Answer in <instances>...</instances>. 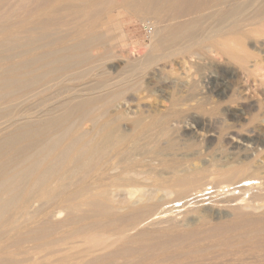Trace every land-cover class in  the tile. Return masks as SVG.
<instances>
[{"label":"bare ground","instance_id":"1","mask_svg":"<svg viewBox=\"0 0 264 264\" xmlns=\"http://www.w3.org/2000/svg\"><path fill=\"white\" fill-rule=\"evenodd\" d=\"M61 1H65V2L67 1L68 2L67 4L70 5L72 3L71 1L74 0H0V34L8 33L9 29H11L9 28L12 25L11 22L16 21V19L14 20L15 17H17L18 19L17 21H19V19L22 18L20 22L27 23V21L30 20L29 18L37 14L39 10L42 11L43 14L42 13L41 14L44 16L45 14H49L51 16L54 15V13L58 12V9H56L57 11L55 12L53 11L54 10L53 9L51 12L50 7L53 4H57L58 2ZM86 1L87 0H85V2ZM90 1L92 3L94 2V0L93 1L90 0ZM114 1L121 2L120 3L121 5H119L120 7L121 6L129 7V13L134 15L139 20L141 21L145 20L142 17L144 16L142 15L143 11L141 9L143 7L139 8L140 5L144 4L143 1L134 0L135 2H132L133 5L131 6L129 4L125 5L126 0H113V2ZM137 1L138 3L141 1L143 4H141L140 2L139 5ZM164 1L167 2L168 8H170L169 11H173L176 16H173L172 14L173 12H171L172 16L170 15L171 17L165 20L161 17V15H158L159 13L156 14V10L159 9L158 5H160V7H164V5H161L164 3ZM97 2L98 1L94 2L96 3L95 5L92 4L94 5V7H96V9L94 10H93L94 7L91 8L93 11L90 9L92 13L88 10L87 11L89 14H87V11L86 13L83 12L85 9L82 11L84 13L83 15L86 14L87 16L89 15L88 17L84 16V20L86 21V23L87 21H90V19L93 18L95 19L98 18L97 16H100L101 12L100 9H98V5H97L99 4V2L98 3ZM105 2L107 1H103V4ZM160 2L162 3L160 4ZM135 3H137L139 7L136 6L137 4ZM149 3L150 4L148 7L146 4H144L146 5V7H144L146 8L144 9V11H146V13L148 12L147 14H151L149 12L153 11L152 14H156L157 17L151 14L152 19H154L153 17H156L155 20L153 22L149 21L148 23H145L146 28L150 33L149 34L150 43L146 46L148 48L147 52H143L142 50H137L135 52L131 49L126 48L125 45L124 46L118 45L114 48H108L105 45L106 39H104L103 34L100 32L101 26L98 23H95L97 22V20H94V24L92 21L91 23L93 24L92 27L91 26L90 28L85 27L87 28V31L85 33L86 37L81 42L76 41L73 43H69L75 40L74 39L75 37L72 38L73 36H78V34L77 35L74 34L71 38L68 37L67 39H62L63 37H61V39H57L58 37L57 38L55 37L54 40L47 42H45V40H42V43H40L41 39H46L50 35L56 36L57 35L56 32H60L57 31L59 30L58 28L57 30H54L53 27L56 22L58 23L57 21L58 19L54 18L56 17V15L52 16L53 18L52 17L48 18L47 16H45L48 18L45 21L39 22L37 20L38 24L36 23L34 29H38L44 32L41 37H37V40L33 38L23 39V37L21 38L17 36L15 37V35L17 34L16 32L15 34L13 33L14 31H17L15 28L12 29L14 31L11 32L14 34L13 36L9 32V34L11 35L8 36L5 34L6 36H8L7 38L2 37L3 40H0V53L2 50H4L3 52L9 50L8 52L12 53V51L10 52L11 49L21 46L23 48L26 47V52L28 51L32 52L33 49H36L37 51L38 49L46 48L47 46L49 48V46H53V45L55 48L53 50L48 49L50 50L49 52L45 50L47 51V53L46 52L43 53L42 51V53H40L39 55L37 54V57H34V59H30L28 61L24 60L23 61L24 63L20 59L21 65L17 66L16 65L17 62H14L16 64H11V65H16V67L10 70L7 69L5 71L0 72V135H2L5 132L7 133L8 130L11 131L10 133L8 132V134L5 135L4 137L0 138V223H2L4 219L5 222L4 221L3 222L6 223L7 219L9 218L8 213H10L13 210L15 211V209L23 208V211L28 210V208L32 206L30 202L36 200V199L34 200V197L36 195L44 196L60 191L59 189H62L61 183L66 178L72 179L73 181L77 179L78 183L84 179L90 180V182L92 180L91 183L93 182L95 183L96 181H100L103 179L105 180L108 179L107 181L109 180L111 181V182L109 181L110 184L107 182L109 185L105 184L103 186V187L108 186L107 188L101 189V187L99 188L97 187V185H95V187H97L96 188L97 190H95V192H90V195L88 194L89 196H87V198L83 201V204L86 205L87 208L85 210L84 209L81 210L82 213L78 214L81 211L76 213L73 210V212L76 214L73 213L72 215V213H70L72 215L71 216L69 212L72 210L73 206L72 208L70 206L69 208L68 206L65 207L62 206L61 208L62 210H64V212H68V209L70 210L68 214L66 213L67 215L64 214L65 216H67L68 220H70L69 219L70 217L76 220L75 219L76 215H80V216L90 215L93 217H97L98 220L95 219L93 222L91 221V223L88 225L82 223L83 228H86L85 229L86 232L87 230L90 231V233L92 232V234L87 233L89 237L98 238L96 233L98 232V229L104 231V229L108 228L109 226H114L116 230H119V234H118L119 236L117 240L119 241L122 240L125 245H129V244L135 245L138 244L139 241L144 240L148 235L149 236L155 235L156 237L157 234H159L160 237H163L165 233H163L162 236H161L162 233L161 234L159 233V230L161 232L163 228L164 229L166 228L165 229L166 231L167 229L170 230L172 225H179L180 222H181L180 224L184 222V224H182L180 228H182V226H184V228L185 227L188 228L189 226L193 225V223H195L194 221L191 220H189L190 222L181 220L180 216H179L180 218L178 216L176 217L175 215L165 216L163 214L164 215L163 216L162 213H165L167 211L166 209H164L166 208L165 206L169 202L170 203L173 202V200H171L172 194H175L177 197L189 196L190 199L188 197L189 200L188 201L185 200L186 203L188 202L189 204L190 202L193 203L195 206L199 201L202 202L204 200V198L202 197L207 195L206 190L209 189L208 187L203 188L205 187L203 185L204 183H202L206 175L205 171L208 168L212 167L215 169L216 173L219 176V179L221 180L230 181L232 179L237 178L236 180H233V181H237V187H235V189L236 188L239 189L237 191L246 193L248 194V196L244 197L243 195V198L242 196L241 198L239 197L226 198L227 196L223 194L226 197L221 196L223 199L216 200V203L212 202L213 203V204L211 203L212 206H216L220 210H225V212L222 213L223 214L222 217L226 216V219L227 217H234L237 218L236 219L237 221L235 222L236 224L234 226H224L225 228L224 227L219 228L215 226L212 227L211 229H209L211 230V232L207 233L208 236L206 235V237H209L210 233L212 234L214 233V231L217 232L219 229L220 231L221 230L227 231L230 228L233 230L234 228H238V227L240 228L247 225L250 227L254 226L252 228H256V230L252 231V233L254 234L251 233L252 235H254V237L252 238L250 237L251 239L255 240V238L258 239V237H261L260 240L262 241L263 239L264 241V172L263 170H261V168H259L262 167L264 169V90H263L264 86L262 87V90H259L256 87V85H253L254 88L253 89L251 88L252 90H248L247 89L248 87L246 88L245 86L242 87L241 89L240 87L243 85V83H241L242 85L239 87L241 90L239 89V92H236L237 94L229 93L227 88H223V87L219 88L218 85L222 83L218 82L217 81L218 78L207 71L208 73L203 72V75H199L198 77L192 76L193 74L191 75L192 76L191 77L188 74L190 77L188 83L183 84L181 86L175 84L174 81L172 82L170 81L167 83L165 82L164 86H166V88L169 86L171 87L173 86L175 88L172 99L174 100V102L171 101L172 103L168 106H164L163 104H161L160 103L161 100L160 102H158L156 100L158 99V97L156 99L153 97V100H150L151 98L149 97H152L151 96L152 94L150 95V93H152L153 91L152 92L151 90L150 92L149 90L147 91L148 86L152 84L153 81H155L153 80V77L156 75L155 72H159L165 75L169 74L172 72V69L174 67L173 65L178 63L183 65V67L184 66L189 67V69L190 67H197L203 69H207L210 67V68H216V70L217 68H220L219 70H221L222 74H225V76H232L234 72V69L231 70L228 68L229 65L237 66L238 69L241 68L245 69L250 65L253 68H255L259 63H262L261 62L262 58L260 59V57H262V55L264 54V41H262L260 37L264 38V0H149ZM31 5L36 6V8L34 7L35 11L33 10L29 11L31 9L30 8ZM88 5H86L87 8ZM6 7H9V10H7ZM99 7H101L100 4ZM131 7H133V9ZM211 8L217 9L213 15L210 14L212 13ZM124 9H126V7ZM165 9H164L165 14L162 13L164 14L162 16L165 15L168 16L166 14L167 10ZM208 10L209 12L210 11L211 12L208 13L207 14L208 16L206 17L205 13ZM157 12H160V9L159 11L157 10ZM37 15L39 16V13ZM85 17L88 20H86ZM10 18H13L12 19L13 21L10 22L8 20ZM81 18L83 19V17L79 16L80 20ZM179 18L180 19L182 18V20H179ZM8 21L11 23V25H9L10 23ZM207 21L210 22L208 23ZM3 23L5 24V26ZM7 23H9L8 24L9 26L7 25ZM24 23L22 24L23 26ZM97 24L100 26V28ZM147 24H149V26ZM13 25L16 26L15 22L13 23ZM25 29L22 30L24 31ZM30 30L33 31L32 26ZM194 30L196 32H194ZM23 31H21L22 34L25 32ZM27 31L29 30L27 29ZM81 31L83 30L81 29ZM21 32L19 33L21 34ZM38 32L35 31L34 33L37 34ZM79 36L80 39L82 34ZM36 41H39L38 43H40V45L38 44V46L34 45L35 47H32V45L35 43L37 45ZM28 47H32V48L29 49ZM93 49L100 50L99 60L102 61V64H104L105 71L106 69H111V70L119 69L120 71H122L119 77L117 78V80L108 81L102 85V86H111V89H108V91L105 93L106 95H104L103 97L99 98L98 100H94V97H90L84 101L74 102V103L66 100L60 103L56 107V109L54 107L55 111L53 112H60L57 116L54 117L47 116L45 119L48 120L46 121L40 120L35 125L26 124L24 123V121L27 122L28 120L33 119V117L40 118L37 115L38 113L37 114L35 113L36 115L34 116L33 112L32 113L17 112L16 110H12L11 108L12 103L10 104L11 106L7 104L8 100L14 96H22V97L26 96V98L27 97L30 98L34 96L37 91L49 85V78L52 75H55L60 72H71L72 70L75 69L78 70V68L84 65L88 66L91 63V61L87 57V55ZM16 50L17 52H15ZM16 50L13 49L14 51L13 53H19V50L18 49ZM30 52L28 53L29 55ZM33 52H35V50ZM23 53L25 54V52ZM24 54L23 55L20 54V55L26 57L27 54H25L26 56ZM16 55L18 57V54ZM169 55H176L175 60H171L168 65L160 64L161 68L159 67L157 68L159 61L165 58L169 59L168 57H172ZM5 58L7 59V57ZM111 60L112 61L114 60L115 63L106 66L108 62H110ZM2 64L3 63H1V65ZM1 65L0 68L2 70L5 69L2 68L3 65L2 66ZM129 65H132V69H130L131 73L133 72L135 74V75L131 74V76L132 77L135 76L136 78L130 77L133 80V83L130 86H126V82L129 76L126 74L125 69ZM260 67L258 69H260ZM93 69L94 68L92 69L90 68V70ZM37 70H40L39 71L40 73L37 74L35 72ZM213 71H211V73ZM141 76H143L147 80V82L145 80L142 83V85L144 83L145 84L147 83L146 88L142 87L143 89H145L144 91H146L145 95H140L137 89L138 84H141L140 79H138ZM161 77L162 76H160V78ZM238 78L239 77H237V79ZM210 83H214L212 87L208 86L210 85ZM164 86L163 88L165 89ZM48 87L51 86L49 85ZM163 88H160L161 91L158 92L159 93L164 92L165 90L162 91ZM87 93L88 96H90L89 92ZM223 98L226 100H222ZM95 101L98 104L100 103L99 104L100 110L98 112H96L93 109V103ZM190 101H193L194 103L191 104ZM204 104L208 105L209 107L204 108ZM192 109L198 110V112L201 114L218 113L223 115L224 117H240V118L242 117L245 118L246 114L249 115V112L253 111L252 118L254 117L256 122L253 125V127L247 129L246 134H241L239 132L232 131L224 135L218 136L217 139H220L221 141H227L228 144L230 145L229 146L230 148L235 149L237 151H241L244 154V155L242 154V156H245V158H247L246 156L248 155L252 157V155L258 154V156L262 155V157L260 156L262 159H259V161H255L256 163L255 165L236 166L233 165L231 162L217 163L216 162L217 159L216 160L210 159L213 156L211 155V153H210L211 156L208 155L210 156V158L207 156L208 157L207 159L204 157L200 158L199 154L197 153L198 151L195 150L194 151L192 150L190 154H185L186 151L184 153L176 152L180 149L181 150L191 149L192 147L190 142L185 143L186 140H181V138L174 137L178 133L184 136L188 133H194L196 138L199 140L207 139V135L206 136L203 135L202 132L198 130V128L196 131L197 132L199 131L200 133L199 132L197 133L195 131L197 126L195 127V129H193L192 125L188 123H184V121L182 120L183 117H191V119L192 117H201V116H197L198 114L195 112H193L194 113L193 114ZM147 135L150 136V138L148 139L149 141L148 142L146 141L147 143L145 142L141 144L139 141L143 140ZM211 138L212 135L210 139L209 138L208 139L211 141ZM140 145L141 146L143 145V148L145 145V147L147 146V148L144 149V151L141 150L142 152L139 151L136 152V149L138 147L141 148ZM259 145H261L262 148H260ZM225 156L224 159L226 158ZM229 156H231V154ZM117 159L119 160V162L117 161V163H115L114 160ZM135 162L143 164V165L139 164L141 169H139V166L137 167V169L136 167L135 168L128 167L129 163L133 164ZM120 163H125L124 168L123 167L120 168L119 166ZM258 169L261 170L260 171L261 173L259 172ZM208 180H212V179H208ZM69 184L70 183H68L67 185L69 186ZM67 185H65V187H68ZM145 185H148V187L147 186L145 187ZM200 186L203 187L200 189L199 188ZM55 188L57 189L59 188V189L57 191H54ZM230 188H228V190ZM226 189L227 188H224V190L222 191H224L225 193ZM66 190L64 188L63 190H61V192ZM77 190H79V188ZM75 193L81 194V192H77V191H75ZM214 193L215 192H213V194ZM236 194L238 193L236 192ZM44 198H46V196ZM74 199L76 198L74 197ZM210 199L212 201V198ZM67 200H71V199H67ZM40 202L37 204H40ZM165 203L167 204L164 205V208L162 209L161 213H159L158 216L156 215L154 217L153 215L152 217V212L155 210V208L161 205L163 206V204ZM205 203L207 204L208 202ZM205 203L203 209L205 208ZM50 204L51 201L49 203V206L52 205ZM176 204L178 205V203ZM198 204L201 206L200 203ZM186 205L187 204H185V206ZM194 205H192V207L184 208V209H187L189 213L190 211L196 212ZM40 207L44 209V205L33 208L39 210ZM173 207L174 206L172 204V206H170V209H172V211H173ZM51 208L53 209V206ZM77 208L79 209V207ZM77 208L75 207L74 209ZM46 209L48 210L49 208ZM170 209L169 211H171ZM47 210H44V212L47 213L48 212ZM31 211L28 214L34 213V211L33 212ZM41 212H43V210ZM57 212L59 215V212L61 213L62 211L57 210ZM219 212L217 211V213ZM53 213H51L46 220L44 219L45 221L44 220L42 222L39 221L35 225V227L33 228L31 227L32 229L30 230H33V233L31 231L30 232L32 234H34L37 231L40 232L33 236L29 235V237L31 236V238H33L36 236L42 238L43 236L46 237L47 235H50L52 232H55V230H58L59 228L57 229V227L61 222L55 219ZM166 213L168 214V212ZM218 217L219 215L215 218ZM44 218H46V216H44ZM26 219L27 217L25 215L24 220L27 221ZM49 219L51 221H48ZM67 219L66 221H68ZM28 220H29V216H28ZM4 223L2 225H5ZM7 223L9 222L7 221ZM44 223H46V225H43ZM128 226H131V228H128ZM227 227H229V229ZM19 228L22 229V226ZM90 228L92 229V231L90 230ZM174 228L175 227H173L172 229ZM96 229L97 231L94 232ZM175 229L178 228L176 227ZM247 229L249 228L247 227ZM85 230L82 231L84 232ZM106 230L108 231L109 229ZM131 230L133 232L129 233ZM10 231L11 230L9 231L6 230L7 233H9ZM1 232H3V230ZM26 232L30 234L28 231ZM188 232L190 233V231ZM75 233L78 234V231ZM108 233H106L105 235L107 236ZM193 234L195 237V235L198 234V232L192 233V236ZM245 234L246 235H243L242 237L246 238V236H248L247 232H245ZM4 235L6 234L4 233ZM27 235L25 233V236ZM182 235L183 236L186 235V236L182 237ZM182 235L177 236V237H182L181 239L180 238L179 239L175 238V239H178V241L180 240L181 244H185V243L188 244L189 238L191 237V233L189 234V236H187L188 235L187 232ZM150 237L148 238L149 241L151 240V238L155 240V237L154 238L153 237L150 238ZM100 238H104V237L101 236ZM1 239L2 238H0V240ZM109 239H111V237ZM198 239L199 236L197 237L196 240L195 239L194 241L191 240L192 242L189 243L195 244L198 242ZM18 240L21 239L18 238ZM104 240H106V238ZM104 243L106 245V241H104ZM240 243H243L242 240ZM101 244H103V242H101ZM139 244L137 245L138 247ZM141 244L144 245L145 243H143L142 241ZM158 244L159 246L162 245L160 243ZM260 245L261 244H259L258 246ZM138 247L133 250L138 251L139 253V251L141 250L139 248L141 246L139 248ZM104 248H107V246ZM118 249L119 248H117V250ZM128 249L130 248L128 247ZM254 249L256 248H253V250ZM201 250L202 248L201 249L199 248L197 251L200 252ZM262 252H258V254L260 253L262 255L259 254L260 256L256 258L260 262L257 264H264V253ZM182 254H184V252ZM182 254L180 253L179 255L181 256ZM112 255L110 254L111 257ZM119 256L120 257L122 256L121 252ZM131 256H134V254ZM171 256L173 258V255ZM125 257H123L122 260H124ZM165 258L168 257L166 256ZM251 260L253 259L251 258ZM97 262L99 263V260ZM2 263L4 264V262Z\"/></svg>","mask_w":264,"mask_h":264},{"label":"rangeland","instance_id":"2","mask_svg":"<svg viewBox=\"0 0 264 264\" xmlns=\"http://www.w3.org/2000/svg\"><path fill=\"white\" fill-rule=\"evenodd\" d=\"M96 1H98L99 4L101 5V7H99V4H97L98 5V9H100L101 14L99 13L100 16H97L98 18L90 19V21H87V23H86V21L84 20V16H87V14H89L88 11H90V9L94 7V5L96 4L94 2H96ZM103 1H107V2L104 3L105 5L103 4ZM103 1L102 0H94V2L92 3L90 0H87L86 1L87 3H86L85 0H83V1H81V0H74V1H71L72 3L70 2L71 3L70 5L67 4L68 3L67 1L66 2L65 1H61V2H58L57 4H53L51 6L52 9L50 7L51 12H52L53 9H54L53 10L54 12L57 11L56 9H58V12H56L57 14L54 13V15H52V16H55L56 15V17H54V18H57L58 19V20L56 19L58 21V23L55 21L56 23H55V25L53 27H54V30H57V28H58L59 30H57V31H60V32H56L55 31L57 33V35L55 33L56 36L50 35L51 37L48 36L47 37L48 39L47 38L46 39H41V42L40 43H42V40H45V42L54 40L55 37L56 38L58 37L57 39H61V37H63L62 39H67L68 37L71 38L74 34L75 35L78 34V36H73L72 38L75 37L74 38L75 40L72 41V42H69V43H73V42H76V41L77 42H81L86 37L85 33L87 31V28H85V27H89V28H90V26L92 27V25L94 24V20H97V22H95V23H98L101 26V28H100V26L97 24L99 26V28H100V32L103 34L104 39H106L105 45L108 48H114V47H116L118 45H121V46L122 45L123 46L125 45L126 48L131 49V50H133L135 52L137 50H142L143 52H147L148 51L147 50L148 48L146 46L150 43V39H149V34L150 33L147 30L145 23H148L149 21L150 22H153L155 20V18L157 17L156 14H158V13H159L158 15H161V17L163 19H165V20L166 19H169V17H171L172 14H173V16H176L173 11H169L170 8H168V4H167L166 1H164L163 4H161L162 2H160V4L161 5H164V7L166 9L164 7H160V5H158V7L160 9V12L162 11L161 14H160V12H157V10L159 11V9L156 10V14H152L153 11L152 12H149L153 16H156V17H153L154 19H152L151 14H147L148 12L146 13V11H144V9H146L144 7H146V5L148 7L149 4H150L149 3V0H141L146 5H144L141 1L140 2L143 5H140V2L138 3V1H137V3L140 5V7H139V5L137 3H135V4H137L136 6H138L139 8L143 7V8H141L142 11H143V14L142 15H144L142 17L145 20H142V21L139 20L138 18H136L134 15H132V14L129 13V7L123 6L124 8L126 7V9L128 11L126 9H124L122 6L120 7L119 5H121L120 4L121 2H117V1H114L113 2V0L112 1L109 0V2H108V0H103ZM110 1H111V3H110ZM135 1L134 0H126L125 1V5L129 4L131 6V5H133L132 2H135ZM58 4H59V6H58ZM88 4L90 5V7H89ZM92 4H94V5H92ZM86 5H88V8L86 7ZM34 7L36 8L35 5H31V7H30L31 9L30 10L28 9V10L29 11H31V10L35 11V8ZM54 7H56V8H54ZM68 7H70V8H68ZM102 7H104V8H102ZM6 8H7V10H9V7H6ZM131 8L133 9V7H131ZM94 9H96V7H94L93 10ZM164 9L167 10V12L166 11L165 12H166V14L168 16H166V15L165 16H162V15L165 14L164 13ZM211 9H209V10H211ZM209 10L207 12L205 11L206 12L205 13L206 14V17L208 16L207 14L210 13L211 11H212V13H210V14L213 15L216 12L217 9L214 8L210 12H209ZM82 11L85 12V13L87 11V14L86 15H83L84 13ZM171 12H173V13L171 14ZM38 13H39V16L37 15ZM41 13H42V11L39 10V12H37V14H35V15H33L31 17L32 20H31V18H29L30 19L29 20L30 22L27 21V23L29 22L28 24L26 22L25 23L24 22H20V20L22 19L20 17H19L20 18L19 21H17L18 19H17V17H15L14 20L16 19L17 23H16V21H14L15 22V25H16V26H14L13 25L14 22H11V21H13L12 20L13 18H10L11 20L8 19L12 23V25H11V23L9 21L8 22L10 24L7 23V25L8 24L11 25V27H9L11 29H9V31H8L7 34L6 33L0 34V40H3L2 37L7 38L11 34L13 36L15 34V32L17 33L15 35V37L16 36L17 37H20V38L23 37V39L24 38H31V39L33 38V39L37 40V37H41L42 34L44 33L41 30L34 29L35 26H36V23L38 24L37 20L40 22V21H45L48 18H51L52 17L49 14H45V16L48 17L47 18L44 15H42L43 13L42 14ZM162 13H164V14H162ZM168 13H170V14H168ZM210 14H209V16H210ZM79 16L80 17H83V19L81 18V20H80L79 19ZM43 17L46 18V19H44ZM204 18H205V16H204ZM85 19L88 20L86 17H85ZM179 20H182V18L181 19L179 18ZM62 21H63V24H62ZM92 21H93V24H91ZM6 22H7V20H6ZM207 22L209 23L210 21H207ZM211 22H213V21H211ZM18 23H20V24H18ZM23 23H24V26L22 25ZM5 24H4V26H5ZM29 24H31V25H29ZM88 24H90V25H88ZM18 25H20V26H18ZM147 25L149 26V24H147ZM31 26H32V30L34 29L33 31L30 30L31 29ZM14 28L17 31L20 30L19 32L23 31L22 29H25L26 28L24 30L25 32L24 31L23 32L25 34L27 32L28 33L25 35L24 33L22 34V32H21V34H20L19 32L12 30ZM17 28H19V29H17ZM27 29L31 33L29 31H27ZM81 29L83 31H81ZM12 31H14L13 32L14 34L11 33ZM35 31L36 32L39 31V32L36 34V33H34ZM9 32L11 34H9ZM119 32H121V33H119ZM194 32H196V31L194 30ZM83 33H84V35H83ZM5 34L8 35V36H6ZM81 34L84 37L81 36V38L79 39V37H80L79 35H81ZM18 35H21V36H18ZM260 39H262V41H264V38L263 37H260ZM39 41H36L37 42V45L35 43V44L32 45V47L38 46V44L40 45V43H38ZM21 47H15V48H13L15 50L18 49L19 50V53H13L14 51H13V49H11L10 52L12 51L13 55H12V53H9L8 52L9 50L6 51V52H3L4 50L1 51V53H0V65H1V63H3L2 64L3 65L2 68H5V69L2 70L0 68V72L1 71H5L7 69H9V70L10 69H13L14 67H16V65L17 66L18 65H21L20 64L21 63V60L23 62L24 60L25 61L26 60L28 61L30 59H34V57H37V54L39 55L40 53H42V51H43V53H45V52L47 53V51L49 52L50 50H53L55 48L54 45H53V46H49V48H48V46L46 48H40L37 51H36V49H33V51L35 50V52H36L35 53L32 50H31L32 52L28 51V49H27L28 52H26V47L25 48H23V47L21 48ZM32 47H28V48L30 49ZM48 49H50V50H48ZM45 50H47V51H45ZM97 51H99V52H97ZM15 52H17V50ZM23 52H25V54H27V56ZM29 52H30V55L28 54ZM14 54L15 55L18 54V57H17V55L15 56ZM20 54H22V55L24 54L26 57H24V56H22ZM19 55H20V57H19ZM99 55H100V50H95V49L91 50L88 53V55H87V57L91 61V63L89 64L90 67H89V65L88 66L87 65H84V66H81L80 68H78V70L75 69V70H72L71 72H60V73H57L55 75H52L49 78V85L51 87H48L49 85H47L46 87L44 86L45 88H42L41 90L37 91L35 93V95L32 96V97H30V98H28V97L26 98V96H23V97L22 96H14L12 98L13 99L16 98V99L13 100L12 98H10L8 100L7 104L10 105L12 103L11 104L12 105V107H11L12 110H16L17 112H22V113H32L33 112L34 113V116L38 113L37 115L41 119L40 118H36V117L34 118L33 117L34 120L33 119H30V120H28L29 122L28 121L27 122L24 121V123H26V124L35 125L40 120H43V121L48 120V119H45L47 116L48 117L57 116L60 112H53V111H55L56 107L60 103L66 101V100L67 101H71L72 103L84 101V100H86L87 98H90V97H94V100H98L99 98H101L104 95H106L105 93L108 91V89H111V86H102V85L104 83L108 82V81L117 80V78L119 77L120 73L122 72L119 69H116V70L106 69V71H105L104 70V64H102V61L99 60ZM169 56H172V57H168L169 59L165 58V59L159 61V63H158L159 66L157 65V68L158 67L161 68L160 67L161 66L160 64H162V65H168L171 60H175V58H176V55H169ZM5 57H7V59ZM15 57H17L18 59L15 58ZM8 58H11V59H8ZM260 59H261V62L262 63H259L255 68H253L249 64L250 66H248V67L245 68L247 71L245 69H243V68L238 69L237 66H231V65H229V67L227 66L231 70L234 69V72H233L234 75L232 74V76H225V74H222L221 70H219L220 68H217V70H216V68H210V67L207 68V69L197 68V67H190V69H189V67H185V66L183 67V65H181L179 63L178 64H174L173 65L174 67L172 69V72L169 73V74H166L165 75V74H161L159 72H155V74H156L155 76L156 77L155 76L153 77V80H155V81H153L152 84H150L148 86V89H147V91L149 90V92H150V90H151V92L153 91L152 93H150V95L152 94L151 95L152 97H149V98H151L150 100H153V97L155 99L158 97V99H156L158 102H160V100H161V102H160L161 104H163L164 106H168L172 102H174V100H172V99H173V95H174L173 92L175 91V88L173 86L172 87L169 86V87L166 88V86H164L165 85V82L167 83V82H170V81L171 82L174 81L175 84H177L178 86H181L183 84H187L188 83V80L190 79L189 75L191 76L193 74L192 76L198 77L199 75H203V72H205V73H208L209 72L210 74L216 76L218 78L217 81L220 82V83H222V84H219L218 87L219 88H222V87L223 88H227L228 91H229V93L237 94L236 92H239V89L240 88L242 89V87H244V86L246 88L248 87L247 88L248 90H252L254 88L253 85H256V87L259 90H262V87L264 86V80H263L264 79V54L262 55V57H260ZM9 60H10V62H9ZM166 61H167V63H166ZM14 62H17V64L14 63ZM114 63H115L114 60L113 61L111 60L110 62H108V64L106 66H108L110 64H114ZM11 64H16V65H11ZM7 65H9V66H7ZM92 66H94V67H92ZM259 67H260V69H258ZM90 68L91 69L94 68V69L93 70H90ZM130 69H132V65H129L125 69L126 74L129 76L128 79H127L128 84L126 82V86L132 85L133 80L130 77H132L131 74L135 75L133 72L131 73V70ZM255 69L258 70V71H256ZM107 70H109V71H107ZM39 71L40 70H37L35 72L38 74V73H40ZM211 71H213V72L211 73ZM186 72H188V73H186ZM215 74H217V75H215ZM160 76H162V77L160 78ZM234 76H236V77H234ZM259 76H261V77H259ZM221 77H224V78H221ZM237 77H239L240 80H239V78L237 79ZM132 78H136V77L134 76ZM138 79H140V81H141V84H138V86H137L138 87L137 88L138 89V92H139L140 95H145V92L146 91H144L145 89H143L142 87L146 88L147 83L146 84L144 83L143 85H142V83H143V81L146 80V78H144L143 76H141ZM159 80H160V82H159ZM146 82H147V80H146ZM241 83H243V85ZM213 84L214 83H210V85H208V86L209 87H212ZM139 85L140 86L142 85L141 88H140ZM162 85L165 87V89L163 88ZM149 88H151V89H149ZM160 88H163L162 91H164V90L165 91L159 93L158 91H161ZM95 89L97 90V92H96ZM263 90H264V87H263ZM130 91H132V90H130ZM73 92H75V93H73ZM87 92H89V95L90 96H88V93ZM182 94H181V96H182ZM222 100H226V99L223 98ZM190 102H191V104L194 103L193 101H190ZM99 104L96 103V101L93 103V109L96 112H98L100 110ZM54 107H55V109H54ZM208 107H209L208 105L204 104V108H208ZM51 112H53V113H51ZM193 112L197 113L198 114L197 116H201V117H192V119H191V117H183L182 120L184 121V123H188V124L192 125L193 126V129H195V127L197 126L196 129H195V131L198 128V130L200 132H202L203 135H205V136L207 135V139L206 140H204V139L203 140H199V139L196 138V136L194 135V133H188L185 136L184 135H180V133H178L179 135L177 134L174 137L181 138V140H186L185 143L190 142L191 145H192V147H191V149H184V150L183 149L182 150L180 149V150H178L176 152H178V153H184L186 151L185 154H190V152H192V150L193 151L195 150V151H198L197 153L199 154V157L200 158H203L204 157V158H207L208 159V157L210 158V156L213 155L212 158H210V159H212V160H216L217 159L216 160L217 163L231 162L233 165H236V166H242V165L243 166H246V165H250L251 166V165H255L256 164L255 161H259V159H262L261 158L262 155H260L261 156L260 157V156H258V154L257 155L254 154V155H252V157L250 155H248V156H246L247 158H245V156H242L243 153L241 151H237L235 149L230 148L229 147L230 145L228 144L227 141H221L220 139H217L218 136L224 135V134H226L228 132H232V131L239 132L241 134H246L247 133L246 132L247 129H250V127H253V125L256 122V120L254 119V117L252 118L253 111H250L251 113L249 112V115L248 114L245 115L246 116L245 117L246 119L244 117H242V118H240V117H224L223 115L218 114V113L201 114V113L198 112V110H195V109H192V113ZM49 115H51V116H49ZM206 116H208V117H206ZM35 119H36V121H35ZM22 123H20V124H22ZM20 124H18V125H20ZM199 126H200V128H199ZM8 132L10 133L11 131L8 130L7 133L6 132L3 133L2 135H0V138H2L5 135H7ZM204 132H205V134H204ZM211 135H212V138L213 139L211 138V141H210L209 139H210ZM149 138H150V136L147 135L143 140H140L139 142L141 144H143L146 141L148 142L149 141L148 140ZM176 140H178V139H176ZM259 146H260V148H262L261 145H259ZM140 147L141 148L138 147L136 149V152H138V151L139 152H142V151H144V149L147 148V146L145 147V145H144V148H143V145L142 146L140 145ZM210 153H211V155H210ZM230 154H231V156H229ZM208 155H210V156H208ZM224 156L226 157L225 158L226 160L224 159ZM235 156H237V157H235ZM237 159H239V160H237ZM117 161L119 162L118 159L117 160H114L115 163H117ZM129 164H128V167H131V168H135L136 167V169H137V167L139 166V169H141L140 165L142 163L135 162L133 164L132 163H129ZM124 165H125V163H120L119 164L120 168H122V167L124 168ZM132 165H134V166H132ZM143 168H145V167H143ZM259 168H261V170H263V172H264V169L262 167H259ZM223 169H226V168H223ZM254 170H256V169H254ZM261 170H259V172ZM214 171H215V169L212 168V167L211 168H208L205 171V174L206 175H205V178L203 179V182H202V183H204L203 185L205 187H203V186L202 187L203 188H207L208 187L209 189L206 190L207 191V195L204 196V197H202V198H204V200L202 202H200V201L198 202V203L201 204V206L203 205L202 207L198 203L196 204L197 207L193 203H190V202H189V204H188V202L186 203V201H188L190 199L189 196L177 197L175 194H172L171 195V200H173V202L175 201L174 203L173 202H171V203L169 202L168 204L165 203V204H163V206L161 205L159 207H156L155 210L152 212V217H153V215H154V217L156 215L158 216V214L161 213L162 209L164 208V205L167 204L165 206L166 208H164V209L167 210L166 212H168V214L165 212V213H162V215L163 214L165 216L175 215L176 217L177 216L178 217L180 216L181 218L180 217L179 218L181 220H184V221L191 220V221H194L195 223H193V225L189 226L188 228L185 227L186 229L184 228V226H182L183 229L180 228L181 225L184 224V222H182V224H180L181 223L180 222L179 225H172L171 226V229L170 230L167 229V231L165 230L166 228L165 229L163 228L162 231L163 230H165V231H163V232L161 231L160 232V230H159V233L160 234L162 233L161 236L163 235V233H165L163 237H160L159 234H157L156 237H155V235L154 236L150 235L153 238L155 237V240H154V239H152L148 235V236H146V238L144 240H142L143 243H145L144 244L145 246L141 244L142 241H139V243L141 244L140 245L138 243L139 244V247L141 246L140 248L137 246L138 244H135V245H133V244L125 245L122 240L121 241L117 240V238L119 236L118 235L119 234V230H116V228L114 226H109L108 228H106V229H109L108 231L106 229H104V231H106V232L102 231L101 229H98V232H99L98 233V232H96L97 231V229H96L94 232L97 233L98 238L89 237L88 234L90 233V231L87 230V232H86V230H85L86 228H83L82 223L85 224V225H88V224L91 223V221L93 222L95 219L98 220L97 217H93V216H90V215H87V216L76 215V218L73 217L76 220L72 219V217H70L69 218L70 220H68L67 219V216H65L64 214H66V213L68 214V212L70 210L68 209V212H64V210H62V208H61L62 206H64V207L65 206H68V208H69V206L71 208L73 206L72 210L69 212V214L72 213V215L74 213L73 210L76 213H78L79 211H81L83 209L85 210L87 208V206L83 204V201L87 198V196L90 195V192H95V190H97L96 189L97 187H99V188L101 187V189L107 188L108 186H106V187H103V186L105 184L106 185H109L111 181L109 180L110 181L109 182V181H107L108 179L107 180L103 179L104 181L103 180L96 181L95 183L93 182L94 183L93 184V183H91L92 180L90 182V180L84 179L85 182H84V180H82V181H80L78 183L77 179H75V181H76L75 182L72 179L66 178V179H64L66 181L63 180L62 183H61V188L62 189H59L60 187L58 188L60 191L54 192V193H52L50 195H44V196L43 195H36L34 197V200L35 199L36 200L33 201V202H30V204H32V206L30 207L31 209L28 208V210H25V211H23V208L15 209V211L13 210V211L10 212L11 215H10V213H8L9 214V218L7 216V218H8L7 221L9 223H7V221H6L7 226H6V223H4L5 222L4 221L5 219L3 220L4 222L2 221V223H0V238H2L0 240V243H1L0 244V246H1V248H0V264L2 262H4V264L6 262H7L6 264H71V263L72 264H99V263L100 264H125V263L126 264H203V263L204 264H253V263L257 264V263H260L258 261V259H256V258H258L260 255H262L260 253H259L260 254L259 255L258 252H262V250H263L262 253H264V249H263V247H264V241H263V239H262V241L260 240L261 237H258V239L255 238V240L254 239H251L252 237H254V235H252V234H254V233H252V231L256 230V228H252L254 226L250 227V226H247L246 225V226H243V227H240V228L239 227L238 228H234L233 230L231 228L229 229V227H227L229 229L227 231L226 230H224V231L221 230L222 231L221 232L220 229H219L218 231H220V232H218V231L215 232L214 231V233H212V234L210 233L209 234L210 235L209 237H206L207 233L211 232V230H209V229H211L212 227L215 226V227L223 228L224 226H234L236 224L235 222L237 221L236 220L237 218H234V217H227V219H226V216L225 217H222V215H223L222 213L225 212V210H220L216 206H212L213 203H216V200L223 199L221 196H223V197H226L227 196L226 198H235V197L241 198V196L243 198V195H244V197L245 196L246 197L248 196V194H246V193H243L241 191L240 192L237 191L239 189H237V188L235 189V187H237V181H233V180H236L237 178L232 179L230 181H228V180H221V179H219V176L216 173V171L215 172ZM208 172H210V173H208ZM243 177H245V176H243ZM208 179H212V180H208ZM212 181H213V183H212ZM74 182H75V185L76 186L74 185ZM65 183H67V184L70 183V184L68 186ZM65 185H67L68 187H65ZM72 185H73V187H72ZM84 185H86V186H84ZM95 185H97V187H95ZM225 185H226V187H225ZM227 185H228V187H227ZM230 185H232V186H230ZM146 186L148 187V185H145V187ZM229 186L231 188L233 187L234 190H236V191H234L233 188L231 189ZM202 187L200 186L199 188L201 189ZM64 188H65V190L66 189L67 190L61 192V190H63ZM68 188H70V189H68ZM78 188H79V190H77ZM91 188H93V189H91ZM224 188H227L225 190L226 191L225 193H224V191H222V190H224ZM228 188H230L229 189L230 191L228 190ZM58 189L55 188L54 191H57ZM84 189H87V190H84ZM70 190H72V191H70ZM75 191L81 192V194L75 193ZM231 191L233 192V194H232ZM213 192H215L216 194L215 193L213 194ZM236 192L239 195L236 194ZM63 193H64V195H63ZM70 193H72V194H70ZM223 194L226 195V196H224ZM45 196H46V198H44ZM74 197L76 199H74ZM188 197H189V199H188ZM47 198H48V201L50 199L51 204H52V205L50 204L51 206H49L50 201L48 203ZM210 198H212V201H211ZM67 199H71V200H67ZM55 200L57 201V203H56ZM60 200H61V202H60ZM40 201L42 203L43 202L44 203L42 204ZM52 201H54V202H52ZM204 201L205 202H208V203L206 204ZM34 202H35V204H34ZM39 202H40V204H37ZM203 202L205 203V208L204 209H203V207H204V203ZM176 203H178V205ZM179 203H181V204H179ZM36 204H37V206H36ZM172 204L174 206L173 207V211H172V209H170V206H172ZM185 204H187L188 206L187 205L185 206ZM38 205L39 206L44 205V209H42L43 206L40 207L39 210L38 209L36 210V208H33V207H39ZM192 205L195 206L196 212L198 214L196 212H193V211H190V213H189V211H187V209H184V208L192 207ZM52 206H53V209L55 208L54 210L51 208ZM74 206L76 208L79 207V209L78 208L77 209H74L75 208ZM45 207L46 208H49V209L47 210ZM175 207H176V209H175ZM29 209H30V211L32 210L31 212L34 211V213H32V214L30 213L31 215L28 214L30 212ZM33 209H35V210H33ZM169 209L172 212L169 211ZM42 210H43V212H41ZM44 210H47L48 212L45 213ZM57 210L62 211V212L61 213L59 212V215H58ZM35 211H37V212H35ZM53 211H54V213H53ZM177 211H179V212H177ZM217 211L218 212L220 211V212L217 213ZM26 212H27V214H26ZM42 213L45 214V215H43ZM51 213L54 214V217H55V219H57V221H60L61 222L59 224L60 227L59 226L57 227V229L58 228L59 229L58 230H55V232H52L50 235H47L46 237L43 236L42 238H39V237H36L35 236V237L31 238V236L38 234L40 231H37L34 234H32L33 233V230H30V229H32L33 227H35V225L39 221L42 222L44 219L46 220L47 217H49V215ZM76 213H74V214H76ZM80 213H82V211L79 212L78 214H80ZM37 214H39V215H37ZM203 214H204V216H203ZM210 214H211V216H210ZM25 215L27 217V219H26L27 221L24 220ZM40 215H42V216H40ZM218 215H219V217L218 218H215ZM28 216H29V220H28ZM44 216H46V218H44ZM205 216H207V217H205ZM10 217H11V219H10ZM65 218L68 221H66ZM50 219H53V218H50ZM50 219L48 221H51ZM222 219L225 222H223ZM64 220H65V222H64ZM69 222H71V223H69ZM3 223L5 225H2ZM194 224H196V225H194ZM202 224H204V225H202ZM43 225H46V223H44ZM21 226H22V229L19 228ZM23 226H25V227H23ZM79 226H82V227H79ZM111 227H113V228H111ZM173 227H175V228L177 227L178 229H175V228L172 229ZM208 227H210V228H208ZM247 227L249 229H247ZM79 228H80V230H79ZM128 228H131V226H128ZM75 229L78 231V234L75 233V232H77ZM2 230H3V232H1ZM6 230L7 231L11 230V231L9 233H7ZM82 230H85L84 232H86V233H84ZM90 230L92 231L91 228H90ZM132 230L129 233L133 232ZM26 231H28L30 234H28ZM188 231H190L191 237H193V238L190 237L191 239L189 238V242L194 241V239L196 240L197 237L199 236V239H198V242L197 243L190 244L188 242V244L187 243L181 244L180 243V240L178 241L179 238L181 239L182 237L186 236V235H184V236L182 235V234H184L186 232L188 233L187 236H189L190 233ZM193 231L195 233L198 232V234L195 235L196 238L194 237V234L192 236V233H194ZM245 232L248 233L247 234L248 236H246V238L242 237L243 235H246ZM4 233L6 235H4ZM25 233H26V235L27 234L28 235L25 236ZM106 233H108L110 235L107 234V236H106L105 235ZM7 234H9V235H7ZM90 234H92V232ZM29 235H31V236L29 237ZM178 235L179 236L182 235V237H177ZM97 236H95V237H97ZM101 236H103L104 238H100ZM109 236L111 237V239H109L110 238ZM158 236H159V238H158ZM26 237L29 238V239H27ZM149 237L151 238L150 241L148 239ZM18 238L21 239V240H18ZM89 238H91V239H89ZM105 238H106V240H104ZM175 238H178V239H175ZM25 239H27V240H25ZM100 239L106 241V245H105L104 241H102ZM239 240H240V242L242 240L243 243H240ZM95 241H97V242H95ZM168 241H170V242H168ZM101 242H103V244H101ZM175 242H176V244L178 246L175 244ZM155 243H157V244H155ZM158 243L162 244L164 246V248H163L162 245L159 246ZM166 244H167V246H166ZM259 244H261L260 246H262V247L258 246ZM116 245H118V246H116ZM106 246H107V248H104ZM136 246L139 249H141L142 251L140 250L141 252L139 251V253H138V251L133 250V249H136L137 248ZM147 246H148L149 249L147 248ZM116 247L119 248L118 249L119 251L117 250ZM123 247H125V248H123ZM128 247L130 249H128ZM252 247L253 248H256L257 251H256V249L253 250ZM121 248H123V249H121ZM199 248L200 249L202 248V250L200 252L197 251ZM1 249H2V251H1ZM27 249H28V251H27ZM195 249H196L197 252L195 251ZM25 250H26V252H25ZM21 252H23V253H21ZM120 252H121V255H122L121 257L119 256L120 255ZM127 252H129L131 255L134 254V256H131ZM183 252H184V254H182ZM185 252H187V253H185ZM147 253H149V254H147ZM180 253L183 256L182 255L180 256L179 255ZM253 253H254V255H253ZM110 254L111 255L113 254L112 257L110 256ZM177 254L179 255V257H178ZM125 255H126V257H125ZM171 255H173V258H172ZM166 256L168 258H165ZM123 257H125L124 260H126V261L122 260ZM250 257L253 260L255 258V260L254 261L251 260ZM129 258H130L131 261L129 260ZM127 259H128V261H127ZM165 259H166V261H165ZM169 259H171V260H169ZM98 260H99V263L97 262ZM122 261H124V262H122ZM256 261H258V262H256Z\"/></svg>","mask_w":264,"mask_h":264}]
</instances>
